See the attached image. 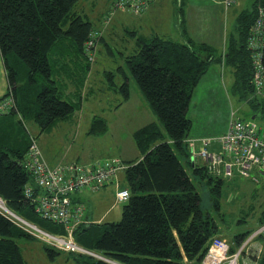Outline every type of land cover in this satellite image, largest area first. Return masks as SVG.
<instances>
[{"label": "trees", "instance_id": "trees-1", "mask_svg": "<svg viewBox=\"0 0 264 264\" xmlns=\"http://www.w3.org/2000/svg\"><path fill=\"white\" fill-rule=\"evenodd\" d=\"M80 1L0 0V54L10 85V92L4 98L13 96L15 100L13 110L0 116L16 120L20 116L21 121L17 120L20 127L29 119L41 128V132L52 130L74 111V106L60 95L58 80L53 79V64L62 63L68 67L69 63H76L81 68L82 61L83 72L90 79L101 43L108 45L107 53L114 55L106 33L114 28L116 14H121L114 13L116 0H112L108 12L96 23L78 11ZM259 9H264V0H251V9L239 15L227 48L219 57L213 47L191 39L176 43L157 36L138 37L135 50L129 46H123L122 50L113 46L121 50L120 55H128L124 52L131 51L126 58L128 66L150 106L164 123L166 135L155 123L134 133L143 157L128 163L123 161L127 168L120 173L123 174L121 187L129 189L131 197L125 202L122 219L92 234L89 233L93 224L90 227L82 224L77 230L81 246L119 264H201L213 239L224 233L221 223L229 220L221 201L225 179L214 175L202 161H194L191 155L187 142L192 128L189 106L195 87L213 62L218 61L234 73L235 89L241 98L264 109V99L253 97V59L249 45ZM114 30L117 34L116 26ZM95 32L101 35L92 63L87 43ZM66 49L70 50V55L65 54ZM262 62L264 65V50ZM122 71L121 91L125 100H129V77L126 69ZM40 79L45 80L42 88ZM96 122L101 125L99 133H105V121ZM8 133L0 139V196L13 212L28 221L40 227L49 223L53 229H58V225L36 216L25 195L31 176L24 159L31 141L28 145L22 143L20 135L24 131L15 129ZM26 134L29 136L28 132ZM181 158L192 168L191 174ZM196 180L209 190L212 213L202 207ZM254 185L258 187L251 196V209L256 207L258 189H264V183ZM83 206L85 212L86 206ZM259 218L260 228L264 225V212ZM256 230L236 234L237 248L231 246V253ZM20 237L30 239L31 236L0 213V264H27L15 240ZM46 250L50 257L61 253L47 246ZM72 256L77 264H111L90 256Z\"/></svg>", "mask_w": 264, "mask_h": 264}, {"label": "rangeland", "instance_id": "rangeland-1", "mask_svg": "<svg viewBox=\"0 0 264 264\" xmlns=\"http://www.w3.org/2000/svg\"><path fill=\"white\" fill-rule=\"evenodd\" d=\"M111 4L112 0H81L78 11L96 23L101 16L108 12ZM232 9L239 12L251 9V0H239ZM119 16L121 15L116 14L115 22H113L116 24V29L121 30L122 24L119 23V18H121ZM227 26L228 32H234L233 21L228 20ZM113 39L115 41L108 40L107 43L112 42L115 46L118 39L116 37ZM118 43L122 50L123 37ZM105 47L104 43L99 47L97 61L92 67L90 79L83 72L85 65L82 61L81 68L76 63L74 65L69 63L68 67L62 63L53 64V79L58 80L60 95L64 101H68L74 106L73 113L66 121L59 122L50 133L43 134L40 133L41 128L32 124L29 119L25 121L26 125L21 124L22 129L18 125V128L25 133L29 129L32 137L36 138L40 144H45L49 152L53 151L60 156H66L69 161H78L79 164L94 160L107 162L112 158H118L121 161V158L131 160L129 158L140 156L134 133L148 124L155 123L166 135L164 123L150 106L128 66L126 58L130 53L120 55L119 51L121 50L112 46L113 55L107 53L108 50ZM133 47L134 42L130 49L135 50L136 47ZM56 52L60 54V51ZM65 54L70 55V50L66 49ZM221 54L217 53L216 55L219 57ZM99 63L103 65V69L98 70V73L94 72L93 68ZM104 64H107L109 69H105ZM122 68L127 70L131 78L132 96L130 100H125L121 91L124 82ZM39 81H41L40 87L42 88L45 80L40 79ZM253 97L256 95L254 94ZM233 111H236L237 116L242 120L257 123L264 135V109L255 107L246 98H241L240 93L235 89V76L232 70L215 61L194 89L188 111V117L192 120L190 135L196 133L206 136L216 135L211 137H217L227 128ZM19 117L17 116V120L21 121ZM17 120L15 121L17 122ZM95 120L105 121L107 127L105 133H99L101 125L95 123ZM51 148L53 149L51 150ZM181 159L191 174L192 168L184 158ZM121 179H123V174ZM195 183L202 197L203 209L212 213L209 190L203 188L197 180ZM122 184L125 185L123 180ZM256 187L258 186H255L250 180L238 175L226 178L224 181L221 201L229 222L221 223L225 234L219 236L235 248H237L234 240L236 234L247 231L251 233L250 230L259 228V217L264 212V189H260L261 187L258 189V195L255 198L256 207L251 209L250 206L253 203L251 196ZM116 190L115 186L103 188L100 193L105 195L103 199L96 198L98 195L89 194L86 199L90 209L89 213H93L94 216L103 214L114 204L113 195L116 194ZM116 204L105 218V222L94 223L89 234L94 233L96 229L104 230L110 223L121 221L123 209L127 203L116 201ZM36 223L38 222L36 221ZM46 224L48 225H42V227L48 232L64 233L63 226L53 229L49 223ZM226 231L230 232L229 235L226 234ZM15 240L27 264H77L72 254L61 252L55 257H50L46 246L33 236L30 239L20 237Z\"/></svg>", "mask_w": 264, "mask_h": 264}, {"label": "built area", "instance_id": "built-area-1", "mask_svg": "<svg viewBox=\"0 0 264 264\" xmlns=\"http://www.w3.org/2000/svg\"><path fill=\"white\" fill-rule=\"evenodd\" d=\"M239 0H220L225 11L237 5ZM155 0H116L115 12L133 16L144 15ZM99 32L91 35L87 43L90 61L96 59ZM253 59L252 85L256 97L264 99V9H259L249 39ZM15 100L8 96L0 101V114L13 110ZM188 146L194 161H202L216 176L232 178L235 175L246 178L254 184L264 183V135L254 121H244L231 114L227 131L214 138L188 139ZM218 143L219 150L210 149ZM199 148V149H198ZM24 166L31 176L30 183L25 187V195L34 213L43 221L63 226L64 234L50 233L13 212L3 197L0 196V213L8 217L15 225L33 236L50 249L67 254L90 256L106 260L100 253L81 246L77 241V230L84 222L83 205H75L74 196L83 191H99L106 186L116 185L117 202H127L131 193L122 188L120 173L127 165L118 158L107 162L91 164L66 163L50 166L44 159L42 151L34 137L27 150ZM264 234V225L256 230L243 245L231 253V245L222 237L216 236L201 264H239L246 247L254 239Z\"/></svg>", "mask_w": 264, "mask_h": 264}, {"label": "crops", "instance_id": "crops-1", "mask_svg": "<svg viewBox=\"0 0 264 264\" xmlns=\"http://www.w3.org/2000/svg\"><path fill=\"white\" fill-rule=\"evenodd\" d=\"M244 11V10H243ZM243 11L233 10L231 9L229 12L225 11L220 0H155V2L151 5L150 9L142 16H133L130 14H119L121 18H119V23L122 24L121 30H118L117 34H115V26L110 29L107 33V41H115L113 38H117L118 41L123 37L124 44L123 46H131L132 42L136 44V38H153L160 37L166 41H173L176 43H184L187 39H191L196 43L207 44L213 47L217 53H224L227 48L228 38L233 34V31H227V22L228 20L233 21V25L237 22L239 15ZM226 12V13H225ZM115 22V21H114ZM230 22V21H229ZM123 29V31H122ZM128 39V40H127ZM118 41H116L115 46L120 47ZM102 44V43H101ZM109 44V43H108ZM109 45L114 46V43L110 42ZM101 47V45H100ZM107 50L109 46L107 45ZM125 53H131L129 50H126ZM105 65V69H109L108 66ZM103 69V65L101 63L97 64L93 70L98 73V70ZM105 72H107L105 70ZM96 74V73H95ZM129 82L131 86V78L128 73ZM131 89V88H130ZM10 92V85L7 77V71L5 68L3 57L0 54V99L7 96ZM132 94H130L131 99ZM15 119L10 116H0V139L5 138V136L9 135V131L20 130L18 128L17 122ZM26 125V124H24ZM229 125V124H228ZM223 130L219 133L220 136L224 134L227 129ZM53 130V129H52ZM52 130L40 132L50 133ZM21 131V130H20ZM31 132L28 129V135L24 132V135L21 133L20 137L22 138V143H30L32 140ZM216 136V135H211ZM211 136H206L205 134H196L190 135L189 139H200V138H214ZM30 137V138H29ZM3 140V139H1ZM37 143L42 151L43 157L45 161L50 166H57L59 164L66 163H80L78 161H69L66 159V156H60L57 153H52L48 151L46 145L43 143ZM13 145V143H12ZM17 145V144H14ZM53 148H51L52 150ZM210 149L219 150L220 145L215 143L211 145ZM139 150V149H138ZM140 151V150H139ZM143 155L140 151V156L136 158H129L131 160L122 161L128 163L137 159L142 158ZM113 159V158H112ZM76 160V159H73ZM110 160V159H109ZM96 162L89 161L84 164H90ZM119 180H121V175H119ZM121 184V182H120ZM116 185H110L108 187H114ZM102 190V189H101ZM99 191H90L83 190L77 193L73 202L75 205L83 204L86 206V210L82 215V221L85 226L90 227L92 224L104 223L105 218L109 214L111 210L117 205L116 204V196H114V204L111 205L103 214H99L98 216H94V214L89 213V207L87 205V197L89 194L98 195L96 198L103 199L104 194H100ZM114 194V193H113ZM229 231H226V234L229 235ZM223 234V233H222ZM221 234V235H222ZM225 234V233H224ZM239 249V248H238ZM237 249V250H238ZM236 250V251H237ZM239 264H264V234L261 237H258L253 240L245 249V252L242 254L240 258Z\"/></svg>", "mask_w": 264, "mask_h": 264}, {"label": "water", "instance_id": "water-1", "mask_svg": "<svg viewBox=\"0 0 264 264\" xmlns=\"http://www.w3.org/2000/svg\"><path fill=\"white\" fill-rule=\"evenodd\" d=\"M104 261L109 262V263H111V264H119L118 262L112 261V260L107 259V258H106V260H104Z\"/></svg>", "mask_w": 264, "mask_h": 264}]
</instances>
